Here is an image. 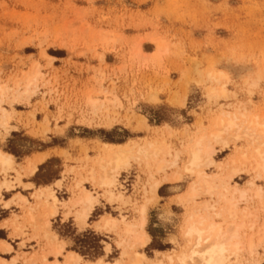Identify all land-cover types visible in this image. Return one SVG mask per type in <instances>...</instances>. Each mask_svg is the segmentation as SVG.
<instances>
[{
  "label": "rangeland",
  "instance_id": "1",
  "mask_svg": "<svg viewBox=\"0 0 264 264\" xmlns=\"http://www.w3.org/2000/svg\"><path fill=\"white\" fill-rule=\"evenodd\" d=\"M155 40L163 46L167 44L166 49L158 48L160 52L167 51L163 57L154 56L160 53ZM140 46L142 52L137 54ZM45 52L54 59L46 57ZM38 71L41 78L37 80L36 94L16 98V82L23 89L24 79ZM209 71L227 75V80H223L227 95L210 92L213 84L207 77ZM0 83L12 88L2 97L1 105L11 114L8 126L17 128L6 133L0 127V149L13 155L18 171L5 176L15 188L1 190L0 241L10 243L12 250L0 251V257H15L14 264H49L53 258L69 264V251L79 253L83 259L99 258L98 254L109 244L112 250L104 252L105 256L128 264L129 257L122 255L124 248L117 244L125 238L122 226L104 231L92 226L105 213L124 215L128 222L139 219L138 206L144 202L153 179L147 168L133 164L122 173L130 185L125 191L120 184L116 188L129 197V204L110 203L99 188L84 184L99 198V204L91 214L89 227L78 231L58 257L45 237L40 218L43 202L33 197L24 183L32 181V192H36V188L62 179L57 196L62 201H72L80 192L77 183L86 176L82 167L89 168L88 162L91 164L96 154L93 151L102 141L137 145L155 141L163 151L171 147L175 152L182 151L199 135H208L214 118L222 111L247 112L250 119L257 117L264 123V0H0ZM101 89L110 90L108 97L116 99L107 104L108 112L103 107L95 110L88 102L89 97L105 101L104 92H97ZM152 94L158 96L157 102L149 101ZM142 117L151 126L147 131L140 129ZM108 121L113 123L112 128L103 126ZM226 145L213 143L218 164L204 170L212 178H219L218 184L237 182L240 187L251 189L248 184L253 181V188L264 189L249 162L239 165L242 174L233 180L227 178L231 159H240L244 151L251 155L256 145L248 139L236 141L232 137ZM57 148L66 155L53 153L34 176L25 173L27 162L35 154ZM88 155L89 159H83ZM185 162L187 154L182 152L179 166L184 178L176 190L172 187L176 183L165 182L164 174L156 175L162 183L173 184L158 193L173 191L174 195L165 199V205L160 204L158 197L148 207L144 229L151 242L144 249L138 248L151 259L163 260L161 264H169L165 256H175L185 247L181 229L192 207L205 199L212 200L202 196L196 202L186 201L190 185L198 178H187L188 173L182 169ZM2 179L4 174L0 173ZM21 194L29 202L20 201ZM7 199L13 201L5 209ZM248 202L240 206L254 212V219L250 217L247 223L254 220L255 227L253 231L246 230L264 232V209L259 208L257 200ZM167 209L169 219H161ZM30 212L36 216L34 222L29 220ZM63 212L64 208L60 209L52 219L51 229L64 243L69 229L65 227ZM260 250L257 260L264 264V249Z\"/></svg>",
  "mask_w": 264,
  "mask_h": 264
},
{
  "label": "bare ground",
  "instance_id": "2",
  "mask_svg": "<svg viewBox=\"0 0 264 264\" xmlns=\"http://www.w3.org/2000/svg\"><path fill=\"white\" fill-rule=\"evenodd\" d=\"M157 40H160V38ZM157 40L153 41V43H155L154 45H156V48L160 49V47L162 46L163 49L164 48L166 49L167 44H166V46H163L164 44H162L160 42L163 40H160V41H157ZM114 41H117V40H114ZM162 47H161V49H162ZM159 49L157 50V52H160ZM136 50H137V52H136L137 54L141 53L142 52V46L137 47ZM165 52H167V51L163 52V50H162V52H160L158 54L155 52L156 55H154V56L157 57L160 54L162 55V53L164 54ZM44 54L46 57H48L50 59H54V57L50 56L48 53L45 52ZM162 57H163V55H162ZM32 69L34 70V67ZM220 73H223V72H221V71H209L207 74V77L209 78V80L213 84L211 86V88L209 89L210 92L211 93H220L221 97H222V95H225L228 92L226 85H225L226 82L225 83L223 82L224 79L227 80V75L225 74V76L222 77L221 75H219ZM199 74H201V73L199 72ZM40 75H41V72L38 71L32 77H28L27 79L23 78L24 80H26L25 86L23 89H19L20 84H19V82H16L15 87H18L17 88L18 93L16 94L17 95L16 98L17 97H24V96H26V98H30V96L32 94H36L37 80H38ZM40 78H41V76H40ZM197 82H198V80H197ZM9 91H12V88L9 85L0 83V127L3 128L6 133H10L11 131L17 130V128L15 126H11V128L8 126V120H10L9 117L11 114L9 113V111L7 109L3 108L1 105L2 100H3L2 97L5 94H7V92H9ZM97 92H104V94L106 95L105 96L106 100L101 101V100H99V98L89 97L88 102L91 104L90 106H92L93 109H95V110H98L99 107H103V108H105V112H108L107 104L108 103H114L116 101V99H111L108 97L111 94L110 90H108V89L107 90L101 89L100 91L98 90ZM97 94H99V93H96V95ZM209 97H211V96H209ZM223 97H226V96H223ZM181 98H182V100H184L183 97H181ZM158 99L159 98L156 94H152L150 96L149 101L157 102ZM173 99L174 98H172V100ZM182 100H180V101H182ZM113 108H114V106H113ZM238 111L234 112V113L222 111L220 113V115L216 116L215 118L212 117V118H214L213 125L211 124L213 126V128H211V131L209 132V134L208 135L201 134L196 139H192L190 141V143L187 145V147H185L182 151L179 150V151L173 152L171 147H168V149L166 151H163L161 148L156 146L155 141H154V143L153 142H149V143L144 142L145 143L144 145H143V143H142V145H137L136 143H130V142H124V143H116V142H109V141L100 142V146H98V148H96L95 151H93L96 153L95 157L92 159L93 161L91 162V164L88 162L89 168L82 167L84 169V171H86V176L82 180H80L78 183H77V181H78V179H77V181H76L77 188L80 189V192L78 193L79 195L72 200L71 206H77L78 205L76 210L80 211L81 213H83L84 210L87 208L88 209L87 221L91 217V214L94 212L97 205L90 206L88 204L89 194L93 195L96 198V200H98V201H99V198L91 190H89L87 187L84 186V184H86V183H91L93 186L99 188L101 190V192L103 191V194H101V195L105 196V198L110 203L116 202L118 204H129L130 203L129 197L125 196L124 193L117 190L116 187L118 184H120V186H123V184L120 181V178H122V173L127 171L133 164H139V165H143L145 168H147L150 176L153 178L151 181V184L149 186V189H147V196L145 197L144 202L140 206H138L139 207L138 213H139V218H140V210L145 208V207L148 210V207L154 201H156L158 199L159 188L162 187V185L164 184V183H162L161 180L156 178V175L164 174L163 180H165V182L176 183L175 185L172 184L173 187L176 189L179 188L178 184H180V182H182V180H183V178H179V177H183L182 171L180 170V166H179L180 165L179 164L180 153L184 152L187 154V162H185L184 166L182 167V169L185 171L186 165H188L190 163V160H189L190 154H193L195 152L200 151L201 148H203L205 151H207V149L209 147H211L212 153H211V156L209 158V163H210L211 167H213V166L216 167L218 162L214 158L215 153H216V149L214 148L213 143L214 142L215 143H222V144L226 145V144H228V139L230 137H232L233 140L237 141L238 139H236V137L241 136L242 137L241 139H248L251 144H255L256 146L254 147L253 153L251 155H249L248 152L244 151L242 153L239 152V154L241 153L240 159H238V160L231 159L232 160L231 161L232 167L229 169L230 172L228 171L229 176L227 178H229V180H233L239 174H242V172H241L242 169L239 167V165H245L248 162L252 163V171L255 172L257 178L258 177L260 178L261 175H264V156L261 155V153H264V140H262L260 138L261 132H264V127H261L262 125H264V123L260 122V120L257 117H254V119H250V116L248 115L249 113H247V112L243 113V112H238ZM110 113H112V112H110ZM107 115H109V113ZM135 116H134V118H135ZM107 119H105V120H107ZM141 120H142V123H140V124H143V127H141L140 129H145L147 131V129L150 128L151 126L148 123H146V121L144 120L143 117L141 118ZM232 121H235L237 124L243 126L245 129L250 128L252 133L254 134V138L250 137L248 135H245V133L241 132L240 128L232 127L231 126ZM104 123H105V125H103V126H105L106 128H112L113 127V123H111L110 121H108L107 123L106 122H104ZM101 124H102V122H101ZM125 124H127V123H125ZM165 126L170 127L168 124H165ZM202 130H204V129L202 128ZM49 131L50 130H48V132ZM257 131H259V132H257ZM141 132H142V130H141ZM168 136H169V134H168ZM188 139H189V137H188ZM241 139H239V140H241ZM73 142H76V141H73ZM163 142L164 141L162 140V144H163ZM96 145H98V144H96ZM248 145H250V144H248ZM238 150H240V149H238ZM53 153L57 154V155H64V156L66 155V154H64L63 149L59 150L58 148L53 149L52 151H45L42 153L35 154L33 157L44 156V157H46V159H44L40 164L37 165L34 163L33 157L31 159L28 158L29 161L28 162L26 161L27 165L25 167V171H26L25 173H27V175H29V176H34L37 173L39 166L44 164L52 156ZM160 155H162V156H160ZM88 156L89 157L85 156V158H83V159H89L91 157L90 155H88ZM169 157H171L170 160L168 159ZM211 167H209V166L198 167L195 170L196 176L198 179L192 185H190L188 192L186 193L187 195L184 198H187L186 201L196 202L197 199H199L200 197L208 196L212 200L205 199L202 202L197 203V206L192 207L193 208L192 212L190 211L191 213L189 214V216L187 215L188 218L186 219L183 228L181 229V227H180V229L182 230L181 231V234H182L181 237H183V239H184L183 241L186 242L185 247L183 246L184 248L181 250V252H179V254H177L175 256L166 254L167 256H165V257H166L168 263L169 264H190V262L194 260L195 264H204L205 257H203V255H201L199 257H192V252L193 251L200 252V253L206 252L208 250V244L211 242V240H214L217 237V235L219 234V232L221 230V226H222L224 232L228 233L229 235L227 237V240L221 241V243L223 244V243L227 242V244L229 245L228 249L226 252H223V253L218 251L215 257H208V259H223L225 261V264H253V263L260 264V261H258L257 258L261 255L260 248L264 249V246L262 245V243L264 242V232L260 231V230H258L257 232H255V231L254 232H248V230L253 231V229L255 227V225L253 223L254 220L251 222L250 225H248V223H247V220L250 217L254 216V212L248 211L247 208L242 209L240 205H241V203L243 204V202H248L249 200H257L258 204H259V208H261V210L264 209V192H262V190H264V189L260 186H258L257 188L256 187L253 188L255 186V183L253 181H250L248 184L249 188H251V189L242 188V187H240V185L237 182H235L234 184H229L228 182L218 184L216 182V180H218L219 178L218 179L212 178L211 175L204 170V168H211ZM217 169H219V168H217ZM12 171H17V169L14 167L13 155L6 152V151H3L2 149H0V173L4 174V179L0 180V196H1V190L3 188H5L6 191H11L15 188L10 183L11 181H9L5 177L6 175H8ZM235 173H239V174L236 175ZM23 175H26V174H23ZM24 185H25L26 189L29 187H33L32 183H24ZM194 185L199 189V191H196V192L193 191ZM61 186H62V179H58L52 185H46L43 187L36 188V192H32V194H31L33 197H36L38 200H41L43 202V211H42L40 218L43 221L42 225H44V228L46 229L45 237L48 240L49 245L52 246V252H53L55 257H58L59 255H61L62 251L64 249V248L63 249L59 248V244L63 243V242L57 241L56 239H54V237H57V235L51 229L52 219L57 217L60 208H64V205L67 201V200L62 201L61 199H59V197L56 194V190L60 189ZM181 198H180V200H181ZM19 199L23 203L29 202L27 197L23 194L19 195ZM12 201H13V199L4 200L3 207L5 209H8L11 206ZM56 201H59V205L57 206V215L52 216L51 212H52L53 206L56 204ZM5 205H7V207H5ZM167 210H168L167 211L168 213L165 211L166 214H162V216L167 215L168 218L165 220H168L170 217L169 216V214H170L169 209H167ZM31 211H32V209H31ZM218 212L223 214V216H224L223 222H221L219 219H216V214ZM132 214H134V213H132ZM146 215H147V212L145 214V220L147 223ZM182 217H183V215H182ZM29 218H30L29 220H31L33 222L36 220V216L34 214H32L31 212L29 214ZM109 219L111 221H113L114 223H112L111 225H108L106 229L111 230V229L117 228L119 226H122V229H123L122 231L124 233L125 238H123L119 243L117 242V244H119V246H122L124 248L122 255L129 257L128 264H161L162 262H164L163 260L151 259L146 255V253L144 251H141L138 249V248H140V249L146 248L151 242V236L144 229L146 223L144 224L143 232L146 233L147 236L149 237V242L147 244H141L137 241L136 233L139 230L135 227V225L138 224L139 219L137 221H133V222L129 221L128 222L124 215H121L120 217H116V216L111 215L109 213H105L102 215V220H105V223ZM253 219H254V217H253ZM256 219H258V218H256ZM214 224L216 225V227L213 226ZM262 226L263 225H261V227ZM17 228H18V226H17ZM19 229L22 231L21 228H19ZM246 229H248V230H246ZM21 231H20V233H21ZM189 231H191V235H188ZM231 234H236L235 238H232ZM237 244L240 246L238 250L235 248V245H237ZM197 245H199V246L197 247ZM107 247H110V245L108 244ZM127 249H131V252L127 251ZM11 250H12V246L10 243H8L4 240L0 241V251L10 252ZM157 253H164V252H157ZM33 256H35V255H33ZM44 259H46V256H44ZM81 259H83L82 255H80L79 253L74 252V251L69 252L67 255V262L69 264H80ZM55 260L58 261L59 264H63L59 259H55ZM15 262H16L15 257L12 260H7L3 257H0V264H14ZM49 264H52V261H50Z\"/></svg>",
  "mask_w": 264,
  "mask_h": 264
},
{
  "label": "snow or ice",
  "instance_id": "3",
  "mask_svg": "<svg viewBox=\"0 0 264 264\" xmlns=\"http://www.w3.org/2000/svg\"><path fill=\"white\" fill-rule=\"evenodd\" d=\"M219 75L223 77L225 76V73H220ZM231 126L240 128L241 132L245 133V135H248L254 138V134L252 133L250 128L245 129L243 126L237 124L235 121L231 122ZM261 127H264V125H262ZM241 138H242L241 136L236 137V139L238 140ZM260 138L264 140V132H261ZM211 153H212V148L209 147L207 151L201 148L200 151L190 154L189 156L190 163L186 165V168H185V171L188 173V176H187L188 179L190 180L195 179V175H196L195 170L198 167H204V166L211 167L209 163V158L211 156ZM261 155L264 156V153H261ZM44 159H46V157L44 156L33 157V161L37 165L40 164ZM235 174L238 175L239 173H235ZM179 178H184V177H179ZM260 180L262 183H264V175H261ZM193 191L196 192V191H199V189L194 185ZM262 192H264V190H262ZM69 195H71V192L69 193ZM166 203L167 201L165 199L160 200L161 205H165ZM88 204L90 206L98 205L99 201L96 200V198L93 195L89 194ZM58 205H59V201H56V204L53 206V209L51 212L52 216L57 215ZM70 205H72L71 200L66 201L64 205L63 220L65 221V227L68 228L69 231L65 233V242L59 244V248L61 249H63L67 243H71L72 238L77 234L78 231H81L84 228L89 227L87 223L88 209L86 208L84 212L81 213L80 211L76 210L78 205L72 206V207H70ZM5 207H7V205H5ZM146 212H147L146 207L140 210L139 222L138 224L135 225V227L139 230L136 233V238H137V241L141 244H147L149 242V237L147 236L146 233L143 232V227H144V224L146 223V220H145ZM167 218H168L167 215L161 217V219H167ZM216 219H219L221 222H223L224 220L223 214L218 212L216 214ZM112 223L114 222L111 221L110 219L107 220L106 223H105V220H100L97 225H93L92 227H94L96 231H104L107 228V226L111 225ZM213 226L216 227L215 224ZM188 235H191V231L188 232ZM228 235L229 234L225 233L223 230V227L221 226V230L219 234L217 235V237L214 240H211V242L208 244V250L203 253L193 251L192 257H199L203 255V257H205L204 264H225V261L223 259H208V257H215L218 251L222 253L227 251L229 245L227 244V242L222 244L221 241H226ZM231 235H232V238H235L236 236V234H231ZM54 239L59 241V237H54ZM198 246L199 245H197V247ZM239 247L240 246L238 244L235 245V248L237 250L239 249ZM111 250L112 249L110 247H106L104 252H109ZM104 252H101L98 254L99 258H97V256H91L89 259H81L80 264H120L119 260L112 259L111 257H106ZM52 264H59V262L53 258ZM190 264H195V261L194 260L191 261Z\"/></svg>",
  "mask_w": 264,
  "mask_h": 264
},
{
  "label": "crops",
  "instance_id": "4",
  "mask_svg": "<svg viewBox=\"0 0 264 264\" xmlns=\"http://www.w3.org/2000/svg\"><path fill=\"white\" fill-rule=\"evenodd\" d=\"M110 142H112V141H110ZM40 153H42V152H40ZM25 183H32L33 184V182L32 181H28V182H25ZM34 185V184H33ZM172 184H170V183H165V184H163L162 185V187H160L159 188V192H161L166 186L167 187H169L170 188V186H171ZM173 187V186H172ZM174 188V187H173ZM175 190H176V188H174ZM178 189V188H177ZM27 190L28 191H30V194H32V190H33V187H29V188H27ZM56 194H57V190H56ZM174 195V192L173 191H170V192H168V193H158V197L160 198V199H166V198H170L171 196H173ZM60 199V198H59ZM60 209H62V208H60ZM60 211V210H59ZM58 215H59V213H58ZM57 215V216H58ZM90 219V218H89ZM89 219H88V221H89ZM88 221H87V223H88ZM53 231V230H52ZM60 241V240H59ZM62 242V241H61ZM64 249H65V247H64ZM64 249H63V251H64ZM63 251H62V254H63ZM69 252H71V251H69ZM68 252V253H69ZM75 252V251H74ZM60 256V255H59Z\"/></svg>",
  "mask_w": 264,
  "mask_h": 264
},
{
  "label": "built area",
  "instance_id": "5",
  "mask_svg": "<svg viewBox=\"0 0 264 264\" xmlns=\"http://www.w3.org/2000/svg\"><path fill=\"white\" fill-rule=\"evenodd\" d=\"M121 181H122V184H123V188H124V191L129 187V178L127 176H122L121 178Z\"/></svg>",
  "mask_w": 264,
  "mask_h": 264
},
{
  "label": "trees",
  "instance_id": "6",
  "mask_svg": "<svg viewBox=\"0 0 264 264\" xmlns=\"http://www.w3.org/2000/svg\"><path fill=\"white\" fill-rule=\"evenodd\" d=\"M94 238H95V236H94ZM97 241H99L100 239L99 238H95Z\"/></svg>",
  "mask_w": 264,
  "mask_h": 264
}]
</instances>
